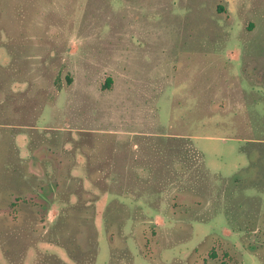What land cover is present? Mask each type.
<instances>
[{
	"label": "rangeland",
	"instance_id": "rangeland-1",
	"mask_svg": "<svg viewBox=\"0 0 264 264\" xmlns=\"http://www.w3.org/2000/svg\"><path fill=\"white\" fill-rule=\"evenodd\" d=\"M0 264H264V0H0Z\"/></svg>",
	"mask_w": 264,
	"mask_h": 264
},
{
	"label": "trees",
	"instance_id": "trees-1",
	"mask_svg": "<svg viewBox=\"0 0 264 264\" xmlns=\"http://www.w3.org/2000/svg\"><path fill=\"white\" fill-rule=\"evenodd\" d=\"M110 84H111V78H107L106 81H105V86L108 87V86H110ZM186 143H188L187 139H186ZM202 159H203V157H202ZM203 161H204V159H203ZM249 168H250V167H249ZM250 169H251V168H250ZM232 179H233L232 181H233L235 184L240 183V180H241V178H240L237 174H235L234 177H233ZM226 212H227V211H226ZM207 220H208V219H207Z\"/></svg>",
	"mask_w": 264,
	"mask_h": 264
},
{
	"label": "crops",
	"instance_id": "crops-1",
	"mask_svg": "<svg viewBox=\"0 0 264 264\" xmlns=\"http://www.w3.org/2000/svg\"><path fill=\"white\" fill-rule=\"evenodd\" d=\"M98 215H99V214H98ZM98 215H97V216H98ZM155 218H156L155 221H156L157 224H162V223L165 222L164 217H163L162 215H160V213H158V215H156Z\"/></svg>",
	"mask_w": 264,
	"mask_h": 264
}]
</instances>
